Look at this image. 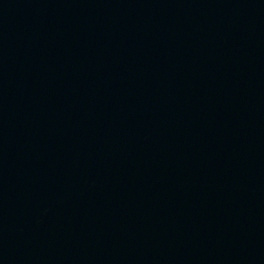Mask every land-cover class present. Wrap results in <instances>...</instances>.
<instances>
[{
	"label": "water",
	"instance_id": "1",
	"mask_svg": "<svg viewBox=\"0 0 264 264\" xmlns=\"http://www.w3.org/2000/svg\"><path fill=\"white\" fill-rule=\"evenodd\" d=\"M0 264H264V0H0Z\"/></svg>",
	"mask_w": 264,
	"mask_h": 264
}]
</instances>
